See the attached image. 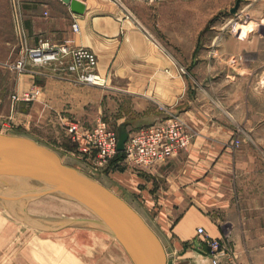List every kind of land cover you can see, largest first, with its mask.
I'll return each instance as SVG.
<instances>
[{"label":"crops","instance_id":"crops-1","mask_svg":"<svg viewBox=\"0 0 264 264\" xmlns=\"http://www.w3.org/2000/svg\"><path fill=\"white\" fill-rule=\"evenodd\" d=\"M79 1L85 5L81 14L72 12L61 0L8 1L21 54L39 40L87 48L97 56L96 71L105 79L102 86L78 83L72 76L55 75L50 66H31L15 82L18 93L38 90L30 103L16 104L18 135L71 154L73 150L79 151L84 141L71 142L65 126L67 120H75L85 128L102 120L111 124L116 133L123 130L128 137L164 119L160 106H169L190 128L193 137L189 146L165 162L147 168L150 174L146 179L112 160L107 165L108 176L141 201L135 210L164 248H183L177 255L179 261L174 259L173 264H210L206 248L198 251L191 245L197 227H203L211 237L223 239L234 250L239 264H264L261 170L257 160L235 157L237 152L229 143L238 127L235 112L227 111L202 88L192 75L193 69L187 77L180 75L179 59L135 30L124 19L120 3ZM180 1L181 13L187 14L188 8L196 7L199 13L206 7L215 12L230 7L235 0ZM248 5L253 8L246 15L250 14L251 21L259 25L264 16V0H251ZM73 21L78 23L76 32L71 29ZM240 29L250 26L242 25ZM260 37L256 32L239 34L227 30L209 37V45L204 49L192 47L179 53L192 55L201 51L230 56L249 51L262 53V48L248 47L252 41L261 45ZM209 70L210 66L206 71ZM194 85L200 89L194 92ZM161 178L162 186L155 187ZM155 203L159 208H152ZM151 210L156 213L153 215ZM3 223L0 218V264H35L30 252L7 246L5 238L13 225L9 228Z\"/></svg>","mask_w":264,"mask_h":264},{"label":"rangeland","instance_id":"rangeland-1","mask_svg":"<svg viewBox=\"0 0 264 264\" xmlns=\"http://www.w3.org/2000/svg\"><path fill=\"white\" fill-rule=\"evenodd\" d=\"M8 1L0 0V133L18 135L14 116L16 104L22 101L30 103L32 100H14L12 96H21L24 93L16 92L15 82L21 73L31 68V65L29 61H25V69L22 72L14 67L22 54L16 24L10 21L12 20L11 8L8 6ZM115 2L120 3L125 15L124 19L130 21L135 30L143 33L163 51L179 59L180 75L187 77L188 73L194 70V74H191L203 86L202 88L217 102L223 104L227 111L235 112L238 127L229 143L237 152L235 157L243 159L248 156L258 161L257 167L261 170L259 175L262 176L264 186V16L261 18V23L255 25L251 21V15H246L247 11L253 8L248 5L251 0H239L237 7H235L237 3L235 0L230 7L217 9L215 12L212 7L203 8L202 13H199L198 7L188 8L190 12L187 14L181 13L180 0L161 1L150 5L140 0ZM233 8H235L234 11H232ZM242 25L250 26L249 34L256 32L261 35V45L252 41L248 43V47L251 50L257 47L262 48V53L249 51L244 55L232 56L209 55L201 51H195L192 55L179 53L180 50L192 47H195V50L204 49L209 45V37L227 30L238 33L242 30L240 29ZM208 66L210 70L207 72ZM199 89L194 85L192 90L195 92ZM184 123L191 134L190 128L185 121ZM3 124H9L10 128L5 129ZM80 125L83 124L80 123ZM108 126L113 129L111 124ZM192 137L191 134V142ZM69 138L71 142H76L70 135ZM55 151L64 164L103 184L134 210L139 209L137 204L141 201L134 198L126 189L119 188L111 179L112 177L108 176L109 165L97 172L92 171L83 160L86 156L77 149L71 154L60 150ZM122 168L143 179L150 174L147 168L135 165L125 164ZM160 181L157 185L155 184V187L162 186V178ZM4 183L7 185L6 189H1L3 186L0 182V190L18 192L36 187L34 184L31 188L30 185L16 179ZM139 186L142 187V185ZM0 206V218L3 224H8L9 228L13 225L12 231L10 230L5 238L7 246L17 248L19 251L24 250L25 253L30 252L35 264H128L122 253L114 247L116 239L90 222L59 226V222L94 219L83 207L69 199L45 195L33 200L17 199L8 202L0 200ZM152 208H159V206L155 203ZM151 212L153 215L156 213L154 210ZM90 231L95 233V237L103 240L102 246L96 245L90 239L88 236ZM223 243L225 244L224 240ZM192 244L194 245V241L191 242ZM182 249L179 246L164 248L167 259L172 262L174 259L179 261L177 255Z\"/></svg>","mask_w":264,"mask_h":264},{"label":"water","instance_id":"water-1","mask_svg":"<svg viewBox=\"0 0 264 264\" xmlns=\"http://www.w3.org/2000/svg\"><path fill=\"white\" fill-rule=\"evenodd\" d=\"M61 1L69 5L72 12L81 14L85 10V5L79 0ZM237 5L238 2L235 7ZM126 140L127 134L121 130L118 133V151L123 150ZM14 179H30L36 187L18 192L0 190L3 202L33 200L45 195L61 196L79 204L94 219L59 222L60 227L90 222L113 236L133 264H173L167 259L155 232L121 197L95 179L64 164L55 150L27 136L0 133L1 186L7 187L4 182ZM194 245L197 249L196 240Z\"/></svg>","mask_w":264,"mask_h":264},{"label":"built area","instance_id":"built-area-1","mask_svg":"<svg viewBox=\"0 0 264 264\" xmlns=\"http://www.w3.org/2000/svg\"><path fill=\"white\" fill-rule=\"evenodd\" d=\"M118 1V0H113ZM145 4H156L170 0H140ZM73 32L78 31V23L71 24ZM238 38H241L237 35ZM25 61L31 66H50L59 77L72 76L78 83L96 86L105 84V79L96 71L97 56L87 48H73L68 44H53L49 40H39L33 47L24 50L14 67L20 72L25 69ZM38 94L37 89L24 92L21 96L13 95L14 100L30 101ZM165 118L154 124L140 128L127 137L122 151L117 150L118 136L106 122L99 120L91 128H85L77 121L67 120V133L73 141H84L79 152L86 156L90 170L99 171L106 167L117 152L123 153V165H135L151 168L165 162L168 158L185 149L191 142V134L185 127L184 120L172 113L167 106H160ZM9 129V124H3ZM197 250L206 248L210 264H239L234 250L227 247L219 238L211 237L203 227L196 228Z\"/></svg>","mask_w":264,"mask_h":264},{"label":"bare ground","instance_id":"bare-ground-1","mask_svg":"<svg viewBox=\"0 0 264 264\" xmlns=\"http://www.w3.org/2000/svg\"><path fill=\"white\" fill-rule=\"evenodd\" d=\"M249 31V29H242V30H239V34H244V33H246V32H248ZM62 160V159H61ZM24 182V183H26L27 185H30L31 186V188H32V186L34 185L33 184V182L30 180V179H23V180H21V182ZM6 188V186H3L2 187V189H5ZM116 194V193H115ZM0 208H1V206H0ZM104 233V232H103ZM89 235V237H90V239L96 244V245H98V244H101V246H102V242H103V240H100L99 238H97V237H95V233L93 232V231H90L89 233H88ZM105 234H107V233H105ZM101 235V234H100ZM103 236V235H102ZM106 236H109L108 234L106 235ZM110 237V236H109ZM108 238V237H107ZM115 241V240H114ZM113 244V243H112ZM115 247H117L118 249H119V251L122 253L121 255L124 257V258H126V261L128 262V264H133L132 263V261H131V259L129 258V256H128V254L125 252V250H124V248L121 246V244L116 240L115 241ZM128 257V258H127Z\"/></svg>","mask_w":264,"mask_h":264},{"label":"trees","instance_id":"trees-1","mask_svg":"<svg viewBox=\"0 0 264 264\" xmlns=\"http://www.w3.org/2000/svg\"><path fill=\"white\" fill-rule=\"evenodd\" d=\"M123 158V153L122 152H117L115 157L112 159L113 162L120 161Z\"/></svg>","mask_w":264,"mask_h":264}]
</instances>
